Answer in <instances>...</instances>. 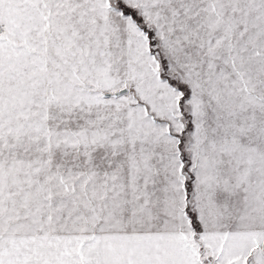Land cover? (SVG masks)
<instances>
[{
    "label": "snow or ice",
    "instance_id": "1",
    "mask_svg": "<svg viewBox=\"0 0 264 264\" xmlns=\"http://www.w3.org/2000/svg\"><path fill=\"white\" fill-rule=\"evenodd\" d=\"M0 264H264V0H0Z\"/></svg>",
    "mask_w": 264,
    "mask_h": 264
}]
</instances>
